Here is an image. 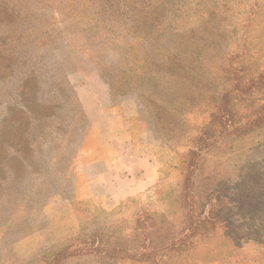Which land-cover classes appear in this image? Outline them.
<instances>
[{"label": "rangeland", "instance_id": "obj_1", "mask_svg": "<svg viewBox=\"0 0 264 264\" xmlns=\"http://www.w3.org/2000/svg\"><path fill=\"white\" fill-rule=\"evenodd\" d=\"M263 41L264 0H0V264H264V126L209 146Z\"/></svg>", "mask_w": 264, "mask_h": 264}, {"label": "trees", "instance_id": "obj_2", "mask_svg": "<svg viewBox=\"0 0 264 264\" xmlns=\"http://www.w3.org/2000/svg\"><path fill=\"white\" fill-rule=\"evenodd\" d=\"M262 43H264V41ZM227 58V64L230 66L235 65L236 68L233 70L236 71L235 78L233 80L234 84L231 90L232 97H229L227 94L222 95L224 98L228 99V101L225 102V105L220 110V113L222 115H220V121L218 123L219 128L221 129L220 133L228 136H221L222 134L212 136L209 139L212 141L209 146H214L217 141H219L223 137L229 138L230 135L229 133L227 134L225 130L227 126H230L232 124L236 125V130L234 132V135L236 137L242 136L252 130L264 126V70L257 72L256 70H253L250 66L243 67V61L238 60V55L233 57L227 55ZM164 60V62H166L164 64L172 65L171 68H173V66L175 65H180L179 63H177V54H166ZM146 67L149 68L150 64H147ZM235 80L237 82H235ZM107 84L110 85L109 83ZM246 106L250 108L248 116H234L235 111L238 110V108L243 107L245 109ZM197 140H201L203 142L205 141L201 139V136ZM189 154L194 155L196 154V152L190 151ZM188 186L189 177L187 175L184 180L183 189L187 191L189 189ZM188 234V236L191 238L192 236L197 234V231L195 228L189 227ZM214 255L215 257H217L218 261L225 260V256H222V254L218 252H214ZM229 257L231 256H226V259H228ZM203 261H206V263L210 262V260H207V258H205V260Z\"/></svg>", "mask_w": 264, "mask_h": 264}, {"label": "crops", "instance_id": "obj_3", "mask_svg": "<svg viewBox=\"0 0 264 264\" xmlns=\"http://www.w3.org/2000/svg\"><path fill=\"white\" fill-rule=\"evenodd\" d=\"M100 89H101V93L104 94V91L106 88H104V86H100ZM103 107L104 109L103 110H106L107 106L109 105V100L106 101V99L103 98ZM102 110V112H104ZM112 113V112H110ZM115 116V114H113ZM118 127H119V130H123V132L126 130V127H128V122H124V121H120V123L118 122L117 123ZM106 148H107V151L109 152V156L107 159H103V160H99L97 161L98 164H102L104 166V168L106 170H109V169H113V168H117L118 166H121V165H125V159L123 154L121 152H119V150H117V148L114 146L113 143H106ZM130 168V166H129ZM112 174V173H111ZM94 184L96 183L95 181H93ZM93 182H89V186H91L93 184ZM135 191V190H134ZM133 191V186H130V185H127V187H123V188H119L117 187V197H124L125 195L127 194H131V193H134ZM93 195L94 192H92ZM96 196V195H95Z\"/></svg>", "mask_w": 264, "mask_h": 264}]
</instances>
